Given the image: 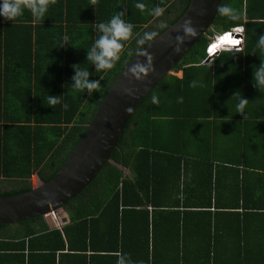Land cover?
Returning a JSON list of instances; mask_svg holds the SVG:
<instances>
[{"label":"trees","instance_id":"16d2710c","mask_svg":"<svg viewBox=\"0 0 264 264\" xmlns=\"http://www.w3.org/2000/svg\"><path fill=\"white\" fill-rule=\"evenodd\" d=\"M189 1L165 0L166 11L159 18L134 9L137 0H98L95 8L90 0H58L44 22L36 24L27 11L15 22L0 15V183L5 185L0 195L27 191L32 174L39 172L48 180L59 169L114 78L135 55L137 46L132 40L112 70L96 72L94 66L86 65L87 48L97 37L93 24L126 11L124 19L135 25L134 31L159 34L184 13ZM142 2L149 7L160 4V0ZM221 2L236 9L238 18L230 20L216 13L211 27L174 65L173 71L182 70V76L165 75L142 99L123 128L111 161L55 211L62 221L59 210H66L68 223L61 229H50L38 216L13 223L16 227L10 231L6 228L11 224H0V264H116L120 253L130 255L134 264H264L248 261V253L264 255V244L261 249L244 247L246 239H251L246 230L249 226L240 222L244 211L229 213L244 233L235 231L233 222L223 226L232 239H237V245L230 249L245 252V261L231 259L228 250H216L211 239L220 236L212 216L219 213L205 210L213 205L263 210L264 173L252 171L247 176L248 167L230 164L237 178L234 191L228 192V185L220 178L223 161L214 163L219 155L196 151L198 119L186 111L198 100L190 82L197 80V65L205 57L213 30L239 24L244 28L242 49L220 52L212 58L216 64H231L239 70L244 64L249 70L264 62V54L256 48L258 34L264 33V0ZM65 35L70 38L68 42L63 39ZM73 64L89 67L91 79L100 80L102 90L91 96L69 92L65 85L72 83ZM210 73L208 78L213 77ZM153 93L159 98L158 105L151 101ZM47 95L62 96V103L56 108L46 107ZM180 96L183 103L177 102ZM206 96L209 101L211 94ZM64 103L69 106L67 110ZM204 104L212 106L210 102ZM202 117L214 121L227 118L213 113ZM165 119H170L168 128L176 127L170 134L176 140L171 142L164 132ZM217 136L214 131L208 133L214 144ZM243 139L245 143L247 138ZM223 160L229 162L227 157ZM245 214L252 215L253 220L264 216L261 211ZM188 229L201 231L192 239L204 242L193 240L194 244L185 247L184 239H191ZM255 235L254 239H261L260 231Z\"/></svg>","mask_w":264,"mask_h":264},{"label":"water","instance_id":"95a60500","mask_svg":"<svg viewBox=\"0 0 264 264\" xmlns=\"http://www.w3.org/2000/svg\"><path fill=\"white\" fill-rule=\"evenodd\" d=\"M220 1L190 0L184 13L175 22L160 32L154 41L144 45L154 55L156 69L144 81L129 78L131 64L136 59H144L133 55L110 84L82 137L59 169L48 180L36 172L38 183L31 184L27 191L0 195V224L17 223L55 213L94 179L101 167L111 161V153L134 109L165 75L173 71L174 65L211 27ZM188 18L193 20L198 35L186 40L182 51L176 53L169 36L174 38L177 34H183L177 33L176 29ZM124 87L138 89V92L135 97L128 96L123 93ZM129 108L131 112L127 111Z\"/></svg>","mask_w":264,"mask_h":264},{"label":"crops","instance_id":"0c3cea01","mask_svg":"<svg viewBox=\"0 0 264 264\" xmlns=\"http://www.w3.org/2000/svg\"><path fill=\"white\" fill-rule=\"evenodd\" d=\"M208 64H211L210 67H208ZM197 68L199 69L197 72V81L203 86H197L194 88L195 92L197 93L196 99L198 100L195 101V105L190 102L191 104L186 107L187 113H191L193 115L195 114L198 119V123L196 124V129L198 131V135L196 138L197 142L195 143L196 151L201 154L219 155V158L215 159L214 163H219L220 161H223L225 167L221 169L222 171H220V178H223L225 183L230 186H227L228 192H232L234 191L233 187H235V184H233V182H236L237 173L235 174L234 171H231L230 164L234 165L233 163H240L241 166L243 165L245 167H248L249 170L246 173L247 176H251L250 174L252 171H260L264 173V92H261L253 84L254 69L248 67L249 70H246V66L244 64L239 70L237 66L229 64L227 67H225L221 63L216 64L211 59L198 64ZM209 71L211 72L210 75L212 74L213 76L212 78L207 77ZM182 73V70L171 72V74H174L178 77H181ZM9 81L13 82V79ZM218 91H220L221 93H217ZM237 91H240L243 97L250 101L246 108L247 118L246 115L236 113V100L229 102L233 94ZM207 93L211 94L209 101L207 100ZM204 102H210L212 106H206ZM206 113H213L222 117L227 116V118L220 119L217 121H214V118L204 119L202 116H204V114ZM163 123L166 124L164 132L170 142L176 140L174 136L170 135L173 133L174 130L172 129L175 127V125L171 128L167 127L169 126V124H171L170 119H165V122ZM210 131H214L218 135L216 138V144H214V141L209 139L208 137V133ZM220 135H225V137L223 136V138H220ZM243 136L247 138L245 143L243 142ZM246 145L249 146L245 147ZM226 157L228 158L229 162L223 160V158ZM125 170L127 169H124V172ZM241 172L242 171L239 170V176L241 175ZM34 174L36 176V172ZM126 174H128V170ZM32 175L28 179L29 182L31 181L30 184H33V181L31 179ZM37 181L38 178L36 176V182ZM2 185H4V183H0V188L2 187ZM225 194H227V191H225ZM190 210H195V208H190ZM205 210H209L212 213H219V215L212 216L215 221V223L214 221H212V224L216 226L215 230H218L217 232L220 236L218 239H211L212 244L214 242V247H216L217 251L220 250L221 252L223 249L225 251L228 250L231 259L238 258L239 260L245 261V252L239 251L233 253L230 249H233V247L237 245V243H235L237 239H232L230 231L226 230L223 226L228 225L229 223L231 225V223L233 222L234 226H236L235 231H237L238 233L240 232L241 234L244 233L243 230L240 229L242 228V225L240 226V224H238L239 222L237 221V219L234 218V220L233 216H230L229 214L230 212L234 211H244L242 212L244 214L240 216V222H242L243 220L245 226H249L246 228V230L249 232L248 236H251V239H246L244 247L251 249H261V246L264 244V216L256 217V219L253 220L251 218L252 215L247 216L245 213L258 211L264 213V209H242L240 207L234 209L231 207H224V205H219V207H214L213 205L212 207ZM59 213L62 218L66 219V222L61 220L59 221L56 212L55 216L57 220H55V218L49 215L42 216L50 229H61L63 224L68 223L67 220L69 217L66 210L60 209ZM13 225L14 224L11 223V225H9L6 230H13V228H15L13 227ZM257 227H260V229H258ZM223 228L225 231L223 230ZM259 231L261 239H254L253 237H256L255 232ZM187 234L189 236L191 235V239H184L185 247L186 245H191L190 243H192L193 240H198L201 242L204 240L192 239L199 237L201 231H190L188 229ZM257 254L258 255L256 256L255 253H248V261L251 259L256 261L260 260L263 263L264 255L261 253Z\"/></svg>","mask_w":264,"mask_h":264},{"label":"clouds","instance_id":"9594fccd","mask_svg":"<svg viewBox=\"0 0 264 264\" xmlns=\"http://www.w3.org/2000/svg\"><path fill=\"white\" fill-rule=\"evenodd\" d=\"M57 2L58 0H0V15H2L6 20L15 22L18 18L24 15L25 11H27L32 16V22L36 24L42 21L44 22L49 9L56 5ZM90 5L95 8V6L98 5V0H90ZM119 7L126 8L124 6ZM133 8L139 10L142 14H147L153 18H159L164 15L166 11V4L165 0H160V4L149 7L147 4L142 2V0H137V2L133 5ZM217 14L227 17L230 20H236L238 18L237 10L222 2L217 6ZM126 15V11H117L107 22H97L93 24V28L97 32V37L92 45L87 48L86 58L88 63L86 65L94 66L96 72H106L112 70L120 61L128 43L135 40L137 46L135 49V56L137 58L142 57L144 59H136L135 63L131 64L128 69L130 74L129 78L144 81L150 73L154 74L156 72L154 66V55L147 51L144 45L148 42L154 41L158 34L154 31H145L141 35L140 33L134 31L135 25L124 19ZM176 31L177 33L182 32L183 34H177L174 38L169 36V41L174 52L180 53L186 40L196 37L198 35V30L194 26L193 20L188 18L177 27ZM63 39L65 42H68L70 38L65 35ZM67 44L70 43H66L65 45ZM150 46L151 45L149 43V47ZM256 48L259 49L261 54H264V33L258 34ZM222 51L234 50L222 49L219 50V53ZM253 54L256 53L254 52ZM261 60L264 61V59ZM86 65H72L75 73L71 78L72 83L70 85H65V87L69 88V92H86L89 96H91L94 92L102 90L101 81L91 79L92 72L89 70V67H86ZM253 69V84L261 92H264V62L258 66L253 65ZM197 86L203 85L193 79L190 82V87L195 88ZM137 92L138 89L132 87L123 88V93L131 97H135ZM61 97L62 96L47 95V97L44 98L45 106L56 108L57 105L62 103ZM233 100H236V113L246 115L247 118L246 108L250 101L244 98L240 91L235 92L229 102ZM151 101L153 104H159V98L155 93L152 94ZM177 102L183 103V97H177ZM68 107L69 106L66 103L63 104V108L65 110H67ZM127 111L131 112L132 109L129 108ZM116 264H134V261L130 255L120 253L117 256Z\"/></svg>","mask_w":264,"mask_h":264},{"label":"built area","instance_id":"2783aa9c","mask_svg":"<svg viewBox=\"0 0 264 264\" xmlns=\"http://www.w3.org/2000/svg\"><path fill=\"white\" fill-rule=\"evenodd\" d=\"M238 40V44L231 43V40ZM244 45V28L243 25H233L232 27L222 30L215 31L213 30V34L208 36V41L205 46V57L201 63L206 60H211L213 57L219 54V50H234L238 51L242 49ZM49 216L55 218L57 220L55 213H48Z\"/></svg>","mask_w":264,"mask_h":264},{"label":"rangeland","instance_id":"374dc122","mask_svg":"<svg viewBox=\"0 0 264 264\" xmlns=\"http://www.w3.org/2000/svg\"><path fill=\"white\" fill-rule=\"evenodd\" d=\"M125 172L127 173V170H125ZM32 181H33V184L36 185L38 183V181L36 182V176L35 174L32 175ZM2 186H5V185H2ZM13 227H16V225H13Z\"/></svg>","mask_w":264,"mask_h":264},{"label":"snow or ice","instance_id":"6c2138e0","mask_svg":"<svg viewBox=\"0 0 264 264\" xmlns=\"http://www.w3.org/2000/svg\"><path fill=\"white\" fill-rule=\"evenodd\" d=\"M231 43H233V44H238L239 41H238V40H235V39H232V40H231Z\"/></svg>","mask_w":264,"mask_h":264}]
</instances>
